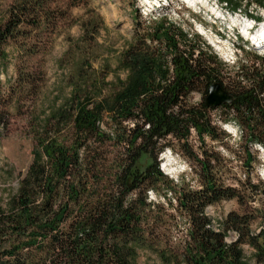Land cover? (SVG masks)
Segmentation results:
<instances>
[{
    "label": "trees",
    "instance_id": "1",
    "mask_svg": "<svg viewBox=\"0 0 264 264\" xmlns=\"http://www.w3.org/2000/svg\"><path fill=\"white\" fill-rule=\"evenodd\" d=\"M218 1L235 10L258 5L264 12V0ZM45 10L46 0L9 5L0 19V60L6 56L2 44L20 32L19 25L30 17L38 23L48 17ZM155 19L142 31L136 20L135 35L120 52L116 67L107 63L100 69L92 61L102 20L90 17L80 23L81 35L61 58L71 65L66 76L70 91L28 122L32 160L15 191L3 196L0 187V264H139L142 249L158 254L162 264H250L243 243L253 248L255 263L264 264V209L257 210L258 232L249 226L256 217L253 212L232 211L217 229L205 212L207 205L222 199L236 198L246 205L258 184L247 180L245 192L224 187L212 176L209 161L186 153L201 167V187L192 188L168 179L158 163L169 136L183 142L182 147L191 129L199 138L218 137L210 107L204 105L214 81L233 96L229 104L218 106L238 121L243 140L264 147V68L239 63L236 73L244 84H227L225 63L200 35L163 16ZM109 73L113 80L107 79ZM198 91L203 100L188 104V97ZM6 123L0 111V124ZM102 123L111 125L109 132ZM96 141L101 147L112 142L120 148L118 155L107 158L105 151L98 152ZM253 158L248 151L246 165ZM150 190L161 194L167 207L149 199ZM173 199L188 226L184 244L171 251L156 244L151 227ZM165 214L174 218V213ZM230 230L238 237L226 242Z\"/></svg>",
    "mask_w": 264,
    "mask_h": 264
},
{
    "label": "rangeland",
    "instance_id": "2",
    "mask_svg": "<svg viewBox=\"0 0 264 264\" xmlns=\"http://www.w3.org/2000/svg\"><path fill=\"white\" fill-rule=\"evenodd\" d=\"M17 1L0 0V19L5 18L9 5ZM193 1L46 0L48 17L41 18L38 23L34 17H30L28 22L19 25L20 32L2 44L6 56L0 60V111L7 122L5 125L0 124V187L3 196L16 190L19 177L25 173L32 160L34 141L29 133L28 122L42 110L60 103L70 91L66 76L71 65L61 61V58L70 44L75 43L81 35L80 23L90 17L102 20L95 38L99 45L93 47L96 56L92 64L95 68L100 69L107 63L116 67L120 52L135 35L136 20L141 23L139 31H142L141 27L148 26L155 17L168 18L176 16L178 12H181L180 18L168 19L181 29L200 35V41L210 46L211 51L225 63L222 75L226 77L227 84L237 81L244 84L245 80L238 78L236 73L239 63L244 64V67L264 68V48L251 41V37L264 30V26L258 27V22L264 24V12L259 10L260 6L246 5L235 10L218 0ZM138 8L143 18L139 16ZM246 13L260 16L255 27L257 30L254 28L248 33V26H243L247 19L252 21ZM240 22L242 25L239 26ZM123 76L124 73H121L120 77ZM21 77H26L28 83H24ZM113 78V73L107 75V79ZM203 98L202 92H194L188 97L187 103L196 105ZM208 114L218 137L215 140L207 135L199 138L195 130L191 129L185 147L181 146L183 142L167 137L163 141L166 145L158 155L159 168L174 182L176 179L182 180L192 188H200L201 167L194 157L186 155L192 153L209 161L212 176L224 187L234 186L240 192H245L243 184L247 180L258 184V189L249 195L244 206L232 198L205 207L215 229L223 228L221 223L232 211L253 212L256 217L249 226L252 232H258L261 223L257 210L264 209V147L243 140L238 121L228 117L226 109L220 106L210 108ZM102 126L106 132L111 129L110 124L102 123ZM94 145L98 146V152L105 151L107 158L118 155L120 149L112 142L101 147L96 141ZM248 151L254 157L250 165H246ZM167 152L172 153L173 160L166 158ZM151 194L149 199L167 207V201L161 194ZM172 203L170 208L161 211L164 217L151 227L156 244L169 246L171 251L184 244L188 226L187 218L174 209L175 199ZM165 212L174 213V218H168ZM237 237L234 230H230L225 241L233 242ZM242 249L250 264H256L252 257L253 248L243 243ZM137 260L139 264H162L158 254L149 249L140 250Z\"/></svg>",
    "mask_w": 264,
    "mask_h": 264
},
{
    "label": "water",
    "instance_id": "3",
    "mask_svg": "<svg viewBox=\"0 0 264 264\" xmlns=\"http://www.w3.org/2000/svg\"><path fill=\"white\" fill-rule=\"evenodd\" d=\"M210 89L213 96H210ZM207 95L204 98V105L210 108H215L220 104H229L233 96L217 81H214L207 88Z\"/></svg>",
    "mask_w": 264,
    "mask_h": 264
},
{
    "label": "bare ground",
    "instance_id": "4",
    "mask_svg": "<svg viewBox=\"0 0 264 264\" xmlns=\"http://www.w3.org/2000/svg\"><path fill=\"white\" fill-rule=\"evenodd\" d=\"M160 1V0H159ZM190 1V3H192V2H194L193 0H189ZM198 1V0H197ZM162 2V1H161ZM161 5V4H160ZM246 22H249V19H247L246 20ZM244 23L243 24V26L244 27H247L248 25H247V23ZM240 25H242V23L240 22V24H239V26ZM259 29H260V27H259ZM245 32H246V30H245ZM251 41H253L254 43H256L257 45H259L258 47H260V48H264V30H262V31H260L259 32V34L256 36H253V37H251ZM263 43V44H262ZM213 96V92L211 91V89H210V96Z\"/></svg>",
    "mask_w": 264,
    "mask_h": 264
},
{
    "label": "built area",
    "instance_id": "5",
    "mask_svg": "<svg viewBox=\"0 0 264 264\" xmlns=\"http://www.w3.org/2000/svg\"><path fill=\"white\" fill-rule=\"evenodd\" d=\"M254 6H256V5H254ZM259 10H262V9L260 8ZM179 13H181V12H178V14H177L176 16H170V17H168V18H174V17H175V18H180ZM168 18H167V19H168ZM175 18H174V19H175ZM154 20H155V19H154ZM151 196H152V194H151V192H149V197H151ZM234 233L237 235L236 232H234Z\"/></svg>",
    "mask_w": 264,
    "mask_h": 264
}]
</instances>
